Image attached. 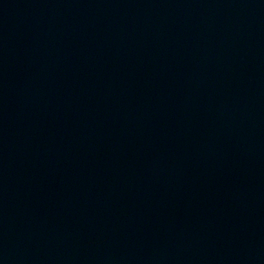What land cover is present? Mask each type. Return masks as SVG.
Masks as SVG:
<instances>
[{
	"label": "water",
	"instance_id": "1",
	"mask_svg": "<svg viewBox=\"0 0 264 264\" xmlns=\"http://www.w3.org/2000/svg\"><path fill=\"white\" fill-rule=\"evenodd\" d=\"M0 264H264V0H0Z\"/></svg>",
	"mask_w": 264,
	"mask_h": 264
}]
</instances>
